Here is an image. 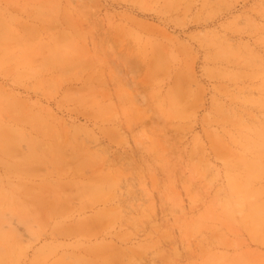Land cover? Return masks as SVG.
<instances>
[{
	"label": "rangeland",
	"instance_id": "1",
	"mask_svg": "<svg viewBox=\"0 0 264 264\" xmlns=\"http://www.w3.org/2000/svg\"><path fill=\"white\" fill-rule=\"evenodd\" d=\"M257 210L264 0H0L2 264H264Z\"/></svg>",
	"mask_w": 264,
	"mask_h": 264
},
{
	"label": "bare ground",
	"instance_id": "2",
	"mask_svg": "<svg viewBox=\"0 0 264 264\" xmlns=\"http://www.w3.org/2000/svg\"><path fill=\"white\" fill-rule=\"evenodd\" d=\"M139 109H140V108H139ZM138 112H139V111H138ZM141 117H142V116H141ZM253 216H254L255 219H262V220H264V212H262V211H259V210L254 211V212H253ZM0 229H3V228H1V226H0ZM2 242H3V241L0 240V255H2L3 253H5L4 245H3ZM3 262H4V260H3V261L0 260V264H2Z\"/></svg>",
	"mask_w": 264,
	"mask_h": 264
}]
</instances>
